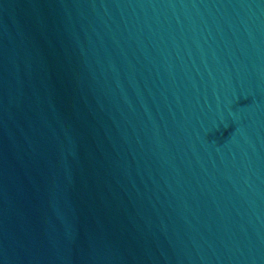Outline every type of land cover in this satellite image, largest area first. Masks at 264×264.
I'll use <instances>...</instances> for the list:
<instances>
[{
	"label": "water",
	"instance_id": "water-1",
	"mask_svg": "<svg viewBox=\"0 0 264 264\" xmlns=\"http://www.w3.org/2000/svg\"><path fill=\"white\" fill-rule=\"evenodd\" d=\"M0 264H264V0H0Z\"/></svg>",
	"mask_w": 264,
	"mask_h": 264
}]
</instances>
